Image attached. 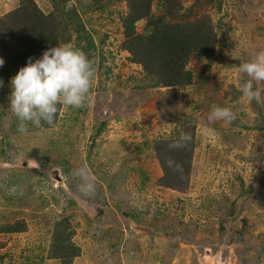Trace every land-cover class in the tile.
<instances>
[{
    "label": "rangeland",
    "instance_id": "rangeland-1",
    "mask_svg": "<svg viewBox=\"0 0 264 264\" xmlns=\"http://www.w3.org/2000/svg\"><path fill=\"white\" fill-rule=\"evenodd\" d=\"M34 1L44 14L52 10L50 0ZM17 2L0 0V15ZM182 3L192 7L194 15L207 14L214 23L228 27L234 49L222 52L219 43L210 62H190L193 85L177 94L172 89L140 86L141 69L129 64L128 54L121 50L119 17L126 12L125 3H111L98 11L85 10L76 0L66 1L70 44L85 49L94 61L96 75L86 106L78 110L61 107L53 127L57 143L71 148L58 149L70 155L52 153L49 158L54 164L45 168L22 156L13 163H0L4 179L0 213L5 212L1 217L15 210L9 223L16 219L26 226L21 234L0 231V264H61L51 256L54 231L46 225L65 218L72 233L70 242L78 253L71 264H264V164L257 159L263 152L254 148L264 142V127L261 130L258 123L264 121V114L258 112L264 102L249 103L242 98L238 85L248 77L237 70L239 64L255 59L257 48L264 51V41L257 36L261 31L256 28L260 25L264 30V0ZM143 26L137 23L136 32L141 33ZM76 29L81 37H92V47L75 40ZM228 58L234 63L230 68L224 67ZM254 82L264 89L262 82ZM138 85L141 89L133 92ZM212 105L232 109L248 129L209 122ZM176 108L192 119L195 128L193 174L184 194L159 188V166L146 155L147 149V153L136 149L180 128L183 118L167 114ZM101 121H106V127L97 136ZM204 127L214 128L219 136L206 137ZM117 166L128 172V178L125 182L113 178L115 192L110 194L104 179ZM79 168L95 176L96 189L98 185L103 188L104 202L98 190L92 198L80 193L82 181L74 175ZM52 170H57L60 182L48 175ZM24 187L47 199L37 219L28 209L19 214L21 209L6 201L23 196ZM229 205H234L230 216L226 213ZM226 216L225 232L220 236L217 223ZM186 226H195V231L188 232Z\"/></svg>",
    "mask_w": 264,
    "mask_h": 264
},
{
    "label": "trees",
    "instance_id": "trees-1",
    "mask_svg": "<svg viewBox=\"0 0 264 264\" xmlns=\"http://www.w3.org/2000/svg\"><path fill=\"white\" fill-rule=\"evenodd\" d=\"M66 1L50 0L52 10L44 14L34 0H18L14 8L0 15V58L5 61L3 67H0V79H3L5 84V87L0 88V163H13L22 156V160L32 159L40 165L39 168H45L54 164L49 158L52 153L70 155L58 149V146H62L54 139V126L38 129L29 125L27 134L17 131L18 121L10 109L11 89L9 87L11 78L26 65L29 58L34 61L50 47L62 43L70 44L72 35L68 21L70 15L66 13ZM76 3L83 6L85 10L92 8L98 11H103L111 3H125L126 12L119 17L123 34L121 50L128 54L129 64L141 69L143 78L140 86L146 85L148 89H172L178 94L179 91L193 85L192 71L188 69L190 62H210L219 43L221 47H224L222 52L234 49L228 27L220 22L214 23L207 14L194 15L192 7H184L182 0H76ZM191 17L193 20L189 19ZM140 22H143L144 26L142 32L137 33L136 24ZM256 28L261 31L257 33V36L264 41V30L260 25H256ZM91 32L96 35L93 29ZM75 33L77 42L84 40L88 47H92L91 36L81 37L79 29H76ZM77 48L86 53L84 48L79 46ZM260 51L262 50L257 48L255 53ZM232 64H234L232 58H228L224 67L230 68ZM140 86H135L132 91L138 92L141 89ZM253 87L257 88L256 85ZM261 88H264V82L261 83ZM210 94H215V90H211ZM176 101L178 102L177 97ZM258 112L262 116L264 109H259ZM167 114L183 118L180 128L175 129L167 138L155 140L152 145L142 143L136 149L146 153L148 150L146 155L154 158L159 166L162 172V176L156 182L159 188L184 194L189 189L193 174L195 128L192 119L186 117V114L181 113L177 108ZM58 121L59 114L56 123ZM258 123L262 125L261 130H263L264 121ZM99 125L97 136L105 129L106 121H101ZM231 125L239 129H248L238 116ZM182 131L191 133V143L184 149H171L169 145ZM65 145L62 149L70 151V145ZM254 148H257L256 150L260 153L263 152L257 158L262 166L264 142L258 143ZM129 157L130 155L125 157L127 163ZM168 160H174L182 165L181 170L175 171L168 167L166 163ZM57 165L59 164L56 163L55 166ZM35 172L43 176V173ZM7 173L8 170H6ZM126 174H128L127 171L125 173L121 166H117L116 172L110 178L105 175L104 183L110 194L115 192L113 178L118 176L125 182L128 178ZM0 179V184H4L1 172ZM262 182L264 183V179ZM96 190L100 191L102 202H104L103 188L98 185ZM22 191H24L23 196L20 195L14 200L6 199L8 205L20 208L19 214H23L28 209L33 219H37L42 208L47 204V199L33 194L35 193L33 189L28 187H24ZM1 194L0 198H2ZM262 199L264 203V194ZM28 203L30 205H27ZM226 210L230 216L234 205L227 206ZM2 213H0V224H5L0 231L9 235L26 232L25 223L21 220L14 219L13 224L9 223L13 220L15 210L11 209L9 212L11 216L4 218L1 216L5 215V212ZM229 216L220 218L217 223L220 236L225 232L223 224L227 222ZM156 217L158 218L157 214ZM46 226L54 231L52 246L50 244L52 258L59 260L61 264H71L78 253L77 248H74L70 242L72 233L68 229L66 218L62 221L54 220L52 224L48 223ZM195 228V226L184 227L188 232H194Z\"/></svg>",
    "mask_w": 264,
    "mask_h": 264
},
{
    "label": "clouds",
    "instance_id": "clouds-1",
    "mask_svg": "<svg viewBox=\"0 0 264 264\" xmlns=\"http://www.w3.org/2000/svg\"><path fill=\"white\" fill-rule=\"evenodd\" d=\"M5 61L0 58V67ZM238 73L248 79L239 83L242 98L251 103L262 101V91L253 87V81L264 82V51L257 52L255 59L243 62L237 66ZM96 75L94 61L79 48L62 43L43 51L40 58L33 61L29 58L26 65L21 67L11 78L9 87L10 109L18 121L17 131L27 134L29 125L43 129L53 127L61 107L81 109L86 106L92 83ZM5 87L0 79V88ZM237 119L236 113L228 107L211 106L208 115L209 122L221 121L231 125ZM203 134L216 138L219 133L210 127H204ZM190 132L182 131L178 138L169 145L171 149H184L191 143ZM167 166L180 171L182 165L174 160H168ZM74 175L82 183L80 193L92 198L96 194L95 176L86 168H79Z\"/></svg>",
    "mask_w": 264,
    "mask_h": 264
},
{
    "label": "water",
    "instance_id": "water-1",
    "mask_svg": "<svg viewBox=\"0 0 264 264\" xmlns=\"http://www.w3.org/2000/svg\"><path fill=\"white\" fill-rule=\"evenodd\" d=\"M24 166H25V164L23 165V167H24ZM57 173H58L57 170H52V171H50V172L48 173V175H49L50 177H52L53 180H54L55 182H60L61 178L58 176ZM223 226H224V225H223Z\"/></svg>",
    "mask_w": 264,
    "mask_h": 264
}]
</instances>
